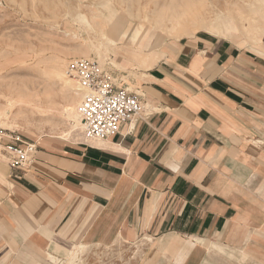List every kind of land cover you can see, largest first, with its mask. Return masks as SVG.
Masks as SVG:
<instances>
[{"label":"crops","instance_id":"0c3cea01","mask_svg":"<svg viewBox=\"0 0 264 264\" xmlns=\"http://www.w3.org/2000/svg\"><path fill=\"white\" fill-rule=\"evenodd\" d=\"M141 52L134 77L113 73L146 108L118 134L41 139L27 170L0 154V264H54L76 242L140 247L135 264H213L261 224L264 56L206 32Z\"/></svg>","mask_w":264,"mask_h":264},{"label":"rangeland","instance_id":"374dc122","mask_svg":"<svg viewBox=\"0 0 264 264\" xmlns=\"http://www.w3.org/2000/svg\"><path fill=\"white\" fill-rule=\"evenodd\" d=\"M182 1H185L183 5ZM201 1L0 0V140L17 145L13 139L18 137L25 143H36L44 138L84 142L87 138L84 133L82 137L79 135L78 127L80 105L76 107L77 118H68L65 113L66 106L73 104L72 98L76 97L78 86L69 88L52 79L50 68L53 63H60L64 64L65 71L71 60L86 58L99 62L115 74L134 77V62L142 63L140 57L131 59V55L134 49L144 48L152 36L162 33L174 39L190 37L184 33L183 27L173 32L160 30L153 21L142 19V9L149 3V9L157 13L159 9L163 10L160 13L168 12L167 16L173 12H184V7L204 15L207 7L211 9V3H216L219 9L228 13L234 29L226 33L214 31L213 34L231 39L264 56V0ZM152 10L151 13L154 12ZM190 26L187 25V29L193 32L195 27ZM103 32L111 39L110 42L107 43L102 36ZM199 32L204 30L194 33ZM96 47L100 48L99 58L94 54ZM6 120L12 125L10 128ZM4 148L0 144V154L5 155ZM79 247L81 253L72 256L71 252ZM141 251L140 247H124L117 251L111 248L89 250L76 242L64 249L62 257H54V264H135ZM213 254V264H264V218L259 226L253 224L247 235L237 240L234 246L222 247ZM50 260L43 264H51Z\"/></svg>","mask_w":264,"mask_h":264},{"label":"built area","instance_id":"2783aa9c","mask_svg":"<svg viewBox=\"0 0 264 264\" xmlns=\"http://www.w3.org/2000/svg\"><path fill=\"white\" fill-rule=\"evenodd\" d=\"M84 94L79 107L84 134L90 140L104 141L121 128L143 115L146 108L140 97L128 89L118 87L114 74L99 62L77 58L71 60L65 70ZM17 144L5 147L4 153L13 168L27 170L35 161V143L13 139Z\"/></svg>","mask_w":264,"mask_h":264},{"label":"bare ground","instance_id":"6f19581e","mask_svg":"<svg viewBox=\"0 0 264 264\" xmlns=\"http://www.w3.org/2000/svg\"><path fill=\"white\" fill-rule=\"evenodd\" d=\"M189 1V0H188ZM194 1V0H193ZM191 2V1H190ZM190 2L188 3V5L190 4ZM202 3L204 2L203 0L201 1ZM180 3V2H179ZM182 3H185V1H182ZM207 3V2H206ZM213 3V2H212ZM211 3V9H208V4H206L208 7H207V10L206 12H204L205 14L202 15V14H195V12H190L188 11L189 8H185L184 7V12H181V13H175L173 12L170 16H167L168 12H161L160 11H163V10H160L159 9V13H157L156 11L152 10V9H149L148 5L144 6L143 9H142V15L141 18L142 19H147V20H150V21H153V25L155 27H157L158 29L160 30H174V29H182V27L184 28V33H186V35H189V36H194L196 33H194L195 31H200V30H204V32H207L208 34H212V35H215L213 34L214 31H223V33H226L227 31L231 32V30L234 29V26L232 25V20L231 18H229V16L225 13V11L219 9V7L215 4H212ZM172 4H175V3H172ZM193 4V3H192ZM195 4V3H194ZM183 5V4H182ZM191 5V4H190ZM203 5V4H202ZM201 5V6H202ZM171 6V5H170ZM195 6V5H193ZM197 6V5H196ZM180 7V6H179ZM188 7V6H187ZM199 7V5H198ZM165 8V7H163ZM162 8V9H163ZM204 8V7H203ZM154 9V7H153ZM168 9V8H167ZM174 9V8H173ZM178 8H175V10H177ZM194 9V8H192ZM206 9V8H205ZM227 9V7H226ZM151 10L156 12V14H154V12L151 13ZM181 10V8H180ZM191 10V8L189 9ZM198 10V9H196ZM230 10V9H229ZM228 10V11H229ZM70 11V10H68ZM141 11V10H140ZM139 11V13H140ZM195 11V10H194ZM199 11V10H198ZM231 11V10H230ZM73 12V11H72ZM170 12V11H169ZM73 14V13H72ZM131 14V13H130ZM241 14V13H239ZM234 15V14H233ZM243 16V14H242ZM130 17V16H129ZM134 17V16H133ZM139 17V15H138ZM240 17V16H239ZM137 19V17H135ZM233 18V16H232ZM238 18V17H237ZM241 18V17H240ZM132 19V18H131ZM243 22V20H242ZM104 23V22H103ZM243 24V23H242ZM187 25H191L190 27H192V25H194V31L191 32V31H188L189 29H187ZM105 26V25H104ZM243 27V26H242ZM240 27V29L242 28ZM245 28V27H244ZM260 28H258L259 30ZM226 31V32H225ZM257 31V30H256ZM255 31V33H256ZM173 32V31H172ZM243 32V31H242ZM245 32V31H244ZM247 34V33H246ZM244 35V33H243ZM102 36L105 38V40L108 42L111 41V39L108 37L107 34H105L103 32ZM246 36V35H245ZM250 37V36H249ZM247 36V38H249ZM254 39V37H251V40ZM255 40V39H254ZM112 44V43H111ZM94 54L99 58L100 57V48L99 47H96L95 48V52ZM95 56V57H96ZM96 57V58H97ZM146 58L149 59L148 57V54L146 53H143L142 55H140V62L143 64L144 62H146ZM148 61V60H147ZM58 62V61H57ZM147 63V62H146ZM145 63V64H146ZM147 65V64H146ZM50 75L52 77V79L62 83L64 86H68L69 88H77V85L76 83L74 82V80H70V78H68L65 74V71H64V64H60V63H53L51 68H50ZM72 84H71V83ZM75 94H76V97L75 98H72L73 100V104H68L66 106V109H65V113H67V117L68 118H77L78 114L76 113V107L78 105H80L82 99H83V96L84 94L82 92L79 91V89L77 88V92L75 91ZM11 101H14V100H11ZM15 102V101H14ZM10 103V102H9ZM8 103V104H9ZM20 103V102H19ZM7 104V105H8ZM12 104V103H11ZM14 104V103H13ZM75 104V105H74ZM11 107V106H10ZM13 107V106H12ZM11 107V108H12ZM15 107V106H14ZM7 108V107H6ZM41 108V107H40ZM10 109V108H8ZM39 109V108H38ZM4 110V109H3ZM49 110V109H48ZM1 112V111H0ZM10 112V111H9ZM4 114V111L2 112ZM7 113V112H6ZM20 113V112H19ZM22 113V112H21ZM41 113V112H40ZM44 113V112H43ZM44 115V114H43ZM1 116V115H0ZM4 117V116H3ZM7 117V116H5ZM17 117V116H16ZM19 118V116H18ZM6 119V118H5ZM20 119V118H19ZM17 119V120H19ZM22 119V118H21ZM20 119V120H21ZM4 120V119H3ZM12 120H15V119H12ZM23 120V119H22ZM1 121V120H0ZM8 120H6L7 122ZM11 121V120H10ZM24 121V120H23ZM25 121L28 122L27 119H25ZM75 121V120H74ZM16 123V120L14 121ZM13 122V124H14ZM26 122V123H27ZM8 125V127L10 128V126H12L11 124H8V122L6 123ZM18 124H19V121H18ZM15 125V124H14ZM21 125V124H19ZM23 127V126H22ZM78 127H79V130L81 131V137H82V134L84 133V126H83V123H82V120L79 119L78 117ZM25 132V131H24ZM84 137V136H83ZM87 138V137H86ZM87 140L88 142L89 141H94L92 142L94 145L96 146H99L101 145V141H95V140H90V139H85Z\"/></svg>","mask_w":264,"mask_h":264}]
</instances>
